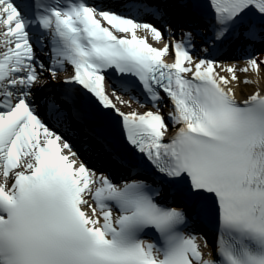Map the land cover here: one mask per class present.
<instances>
[{
    "label": "snow or ice",
    "instance_id": "1",
    "mask_svg": "<svg viewBox=\"0 0 264 264\" xmlns=\"http://www.w3.org/2000/svg\"><path fill=\"white\" fill-rule=\"evenodd\" d=\"M165 5L166 0H0V264H264V92L238 102L229 86L239 82L236 66L227 67L229 78L216 71L219 61L194 57L193 31L162 48L138 37L140 29L165 39ZM185 6L209 10L206 45L229 35L264 43V0H193ZM34 26L42 33L35 44ZM44 34L53 61L47 68L37 54L38 45L48 46ZM166 54L173 63L162 61ZM65 64L74 73L64 83L80 85L101 109L119 117L129 154L121 155L115 138L109 141L103 113L96 135L105 149L121 165L151 166L157 177L152 184L113 182L89 168L35 110L31 97L37 85L43 88L44 72L56 79ZM245 65L240 72L259 73L264 56L249 55ZM110 69L121 78L135 77L157 111L117 108L104 91ZM111 88L114 95L130 96L121 104L130 107L136 100L127 81ZM161 93L173 105L168 118L179 125L168 142ZM66 99L82 97L74 90ZM49 109L60 115L54 100ZM165 190L179 207L161 205L157 197ZM206 220L218 231V259H204L190 227Z\"/></svg>",
    "mask_w": 264,
    "mask_h": 264
},
{
    "label": "bare ground",
    "instance_id": "2",
    "mask_svg": "<svg viewBox=\"0 0 264 264\" xmlns=\"http://www.w3.org/2000/svg\"><path fill=\"white\" fill-rule=\"evenodd\" d=\"M264 56V54H262ZM240 64V63H239ZM245 64V63H244ZM234 65L233 63L230 64H220L218 70L224 76H228L230 78V74L227 72V67ZM236 66V65H235ZM237 68V76L239 77V82H233L230 86L235 91V97L238 99H245L246 96H249L251 93L257 90L264 89V69H261L259 73H255L253 71H249L247 74H240L239 69L241 67L236 66ZM247 79L250 81L249 83L245 84L243 81Z\"/></svg>",
    "mask_w": 264,
    "mask_h": 264
}]
</instances>
